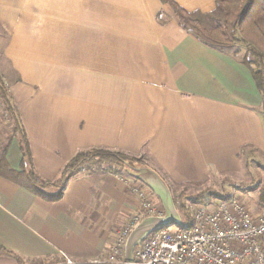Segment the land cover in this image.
I'll return each instance as SVG.
<instances>
[{"label": "crops", "instance_id": "1", "mask_svg": "<svg viewBox=\"0 0 264 264\" xmlns=\"http://www.w3.org/2000/svg\"><path fill=\"white\" fill-rule=\"evenodd\" d=\"M173 1L207 15L220 0ZM233 53L198 41L164 0H0V67L47 182L78 152L104 149L142 158L172 194L257 172L264 192V166L249 172L240 158L264 155L263 98ZM7 158L19 171L18 139ZM140 183L82 173L50 203L0 177V252L23 264L103 260L140 211Z\"/></svg>", "mask_w": 264, "mask_h": 264}, {"label": "trees", "instance_id": "2", "mask_svg": "<svg viewBox=\"0 0 264 264\" xmlns=\"http://www.w3.org/2000/svg\"><path fill=\"white\" fill-rule=\"evenodd\" d=\"M173 9L181 27L198 41L219 49L235 45L246 47L249 57L242 59L239 51L233 56L252 72L257 88L263 98L264 106V0H220L216 9L207 15L190 13L173 0H164ZM0 101L12 124V136L0 138V177L9 180L28 190L47 202H58L70 180L82 173L88 174H129L127 169L134 166L149 167L142 158L122 152L104 149H89L78 152L63 168L60 178L55 182L41 180L34 168L29 138L20 113L13 101L4 79L0 75ZM13 138L18 139L22 154L19 171L11 168L8 162V151ZM213 198L228 201L227 197L209 193V197L200 196L194 202L197 205H211ZM264 204V192L261 193ZM160 202V201H159ZM184 220H190L188 208L183 205ZM0 256L12 257L23 264L21 259L8 251H1Z\"/></svg>", "mask_w": 264, "mask_h": 264}, {"label": "built area", "instance_id": "3", "mask_svg": "<svg viewBox=\"0 0 264 264\" xmlns=\"http://www.w3.org/2000/svg\"><path fill=\"white\" fill-rule=\"evenodd\" d=\"M140 211L120 233L111 254L87 264H127L125 245L132 230L145 218L162 216L163 206L142 182L131 187ZM188 226L160 230L135 250L133 264H264V215L253 217L239 201L198 205ZM42 264H83L68 256Z\"/></svg>", "mask_w": 264, "mask_h": 264}, {"label": "rangeland", "instance_id": "4", "mask_svg": "<svg viewBox=\"0 0 264 264\" xmlns=\"http://www.w3.org/2000/svg\"><path fill=\"white\" fill-rule=\"evenodd\" d=\"M230 49L233 50V52L236 50L239 51V55L242 59H244L245 57L251 59L249 57L246 47L243 45H235L233 47H230ZM5 72L6 71L4 67H0V75L2 76V78L3 74H7ZM5 135L12 136V124L9 115L5 112L0 101V138L5 139ZM240 158L241 162H243L249 172H251L250 169L252 167L254 168V171L257 172V166H264V155L258 153L254 154L253 151L246 150L245 153L241 154ZM256 174L258 175L256 177H253V175H244L243 178L225 175L223 177H220L219 179H213L204 184L173 187V197L177 209L179 210L182 218L184 219V212L182 206L185 205L188 208L189 214L191 216L194 213L196 206H198L194 201L200 196H205L206 198H208L209 193L212 192L220 195L221 197H227L228 201H239L247 209H249L248 211H253L256 215L262 214L261 210H263V207L260 205V197L263 189L261 191L259 190L261 186V173L257 172ZM154 197L157 198L155 195H153L152 198ZM222 201L224 200H221L220 198H213L211 205H215ZM153 202L156 203L158 201ZM169 229L173 231L181 230V228L179 227H170Z\"/></svg>", "mask_w": 264, "mask_h": 264}, {"label": "water", "instance_id": "5", "mask_svg": "<svg viewBox=\"0 0 264 264\" xmlns=\"http://www.w3.org/2000/svg\"><path fill=\"white\" fill-rule=\"evenodd\" d=\"M127 171L152 191L164 209L162 216L143 219L130 233L124 255L126 263L133 264L135 262V250L152 234L170 227L183 229L188 226V222L182 218L170 188L157 172L146 166H134L133 169H127Z\"/></svg>", "mask_w": 264, "mask_h": 264}]
</instances>
